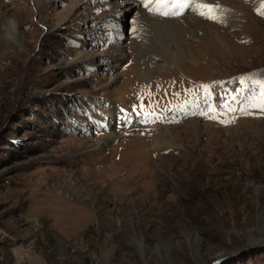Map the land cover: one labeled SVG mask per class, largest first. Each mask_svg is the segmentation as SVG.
I'll use <instances>...</instances> for the list:
<instances>
[{
  "label": "rangeland",
  "instance_id": "374dc122",
  "mask_svg": "<svg viewBox=\"0 0 264 264\" xmlns=\"http://www.w3.org/2000/svg\"><path fill=\"white\" fill-rule=\"evenodd\" d=\"M123 2L0 0V264H264V0Z\"/></svg>",
  "mask_w": 264,
  "mask_h": 264
},
{
  "label": "snow or ice",
  "instance_id": "6c2138e0",
  "mask_svg": "<svg viewBox=\"0 0 264 264\" xmlns=\"http://www.w3.org/2000/svg\"><path fill=\"white\" fill-rule=\"evenodd\" d=\"M141 3L144 8L149 12L160 15H172L178 16L183 14V12L189 8L196 10L199 15L205 16L209 19H219V6L211 5L206 3L205 0H141ZM259 14L264 15V2L261 3L259 9H257ZM242 84L247 83L248 81H253L259 87V92H253L245 98V101L241 103L239 109L233 108L230 103L226 102L222 107L229 111H241L246 115H250L251 112L248 111L249 108L258 109L261 114H264V80H254L253 75H248L240 78ZM201 88L205 89L206 95L209 94L208 90L210 86L201 85ZM151 95V93H148ZM179 95V93H176ZM239 95V93L237 94ZM233 101H236V96L232 97ZM188 101H185V106H187ZM143 107V105H141ZM209 112H215V108L209 105ZM205 114V113H201ZM210 118H216L212 116Z\"/></svg>",
  "mask_w": 264,
  "mask_h": 264
},
{
  "label": "bare ground",
  "instance_id": "6f19581e",
  "mask_svg": "<svg viewBox=\"0 0 264 264\" xmlns=\"http://www.w3.org/2000/svg\"><path fill=\"white\" fill-rule=\"evenodd\" d=\"M95 1V0H94ZM100 1V0H99ZM98 2V1H97ZM126 3V4H125ZM125 4V5H124ZM123 6L124 7H127L128 9L130 8V9H133L134 8V10H136L137 8H138V3H137V1L135 0V1H131V0H124V2H123ZM36 9L37 10H41L44 6L38 1V3H36ZM18 18V15H15L14 14V17H12V18H8V21H9V26H10V28H11V30H9L10 31V33L11 34H14V35H19V33H18V30H17V21H15V19H17ZM145 18V17H144ZM139 21H142V18H140V17H137V23H139ZM166 28V27H165ZM153 29V28H152ZM177 29V28H176ZM175 29V27H172V26H169L168 28H167V30L168 31H175L176 30ZM109 31H111V30H109ZM158 31H159V29H158ZM155 33H157V32H155ZM111 36H112V32H110L109 33ZM153 34V33H152ZM151 34V35H152ZM175 37V36H174ZM173 37V38H174ZM162 39V38H161ZM163 40V39H162ZM171 41V40H170ZM174 41V40H173ZM160 42V41H159ZM169 42V41H168ZM168 42H166V41H164V42H162V45L163 44H165L164 45V49H163V53L165 54V56H167V57H171V59L175 62V63H178V62H180V59H179V55H180V50H179V48H177L176 49V51L174 50V51H172V50H170L169 49V47H168ZM154 45V44H153ZM182 58V57H181ZM167 60V59H166Z\"/></svg>",
  "mask_w": 264,
  "mask_h": 264
},
{
  "label": "water",
  "instance_id": "95a60500",
  "mask_svg": "<svg viewBox=\"0 0 264 264\" xmlns=\"http://www.w3.org/2000/svg\"><path fill=\"white\" fill-rule=\"evenodd\" d=\"M263 244H264V241H263L262 243H257L258 246H262ZM257 245H256V246H257ZM242 251H245V248H239V249L233 250V251H231L230 253H228V254H226V255H224V256H222V257L216 259V260L213 262V264H217V263H219L220 261H222L224 258L229 257V256H232V255H235V254L240 253V252H242Z\"/></svg>",
  "mask_w": 264,
  "mask_h": 264
}]
</instances>
